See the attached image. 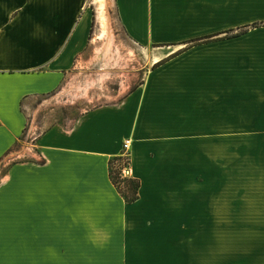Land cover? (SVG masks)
I'll use <instances>...</instances> for the list:
<instances>
[{"label": "crops", "instance_id": "obj_1", "mask_svg": "<svg viewBox=\"0 0 264 264\" xmlns=\"http://www.w3.org/2000/svg\"><path fill=\"white\" fill-rule=\"evenodd\" d=\"M86 1L0 0V264H264V0H113L143 74L114 102L41 122L77 97L68 81L89 102L109 75L90 71L120 68L107 0L110 36L98 16L88 52ZM126 140L132 203L109 178ZM233 141L246 178H210L221 150L230 175Z\"/></svg>", "mask_w": 264, "mask_h": 264}, {"label": "rangeland", "instance_id": "obj_2", "mask_svg": "<svg viewBox=\"0 0 264 264\" xmlns=\"http://www.w3.org/2000/svg\"><path fill=\"white\" fill-rule=\"evenodd\" d=\"M109 3V21H110V27H111V33L113 35V50L115 52H119L120 54V59H119V64H120V68L118 71L116 70H110L111 68H115V67H111V66H107L106 68L103 69H97V70H91L90 74L91 76L89 78H87L89 80V82L92 84L97 83V81L99 80V78L102 76L101 74H105V73H109V75L107 76V79H104L105 84H103L102 88H96L93 85V90L91 92H89L86 96H90L89 98V102L85 101V92H80V85L82 83L81 86H84V82L85 80H81L80 78H77V80H72V81H68L65 85L67 86L68 84L71 86V90L72 92H68L67 96H74L75 92L77 95V97H73V99L71 97H69V105H64V106H60L59 108H56L55 111H47L49 109H45L46 111H43L42 113L37 114V116L39 117V121H43L45 120V118H47V120L49 119V121H53V120H63V118H67V116H71V117H75L87 110H89L90 108H92L95 105L98 104H103V103H111L116 101V93L117 90L119 89V87H123L126 85V87L129 85L132 87V84H134V80L132 78V74L134 73H142L146 68V62L143 59V53L144 51L141 50V52L139 50H137L136 48H134V46H132L125 37V34L123 33L117 18H116V14L114 11V4H113V0H107ZM87 8L90 10V13L92 14V19H93V23H92V28L90 31V44L88 47V52L90 51H94L96 49V47H99L101 45V41L95 42V36L96 34L99 32V24H98V7L96 5L95 0H87L86 4ZM216 34V33H215ZM115 66V65H113ZM117 69V68H116ZM140 76V75H139ZM74 77V75L72 76V78ZM73 85V86H72ZM114 96V97H113ZM67 99V101H68ZM72 103V104H71ZM66 106V107H65ZM36 116V118H37ZM35 121V120H34ZM33 121V123H34ZM35 124V123H34ZM37 126V125H36ZM32 129V125L31 123L29 124V129L27 131V136H29L26 140L27 143H30L31 140V130ZM38 131V130H37ZM35 132V135L38 134V132ZM35 141V139L33 140ZM221 142V148L223 147L222 141ZM219 142V143H220ZM238 141H233V153L230 157L226 158V162L227 165L229 166V168L231 169V173L230 175H228V172H226V169L228 167H224V156L222 154V150L221 152H217L216 155V167L213 168V177L210 178H215V179H225V178H231V179H240V178H246V173H241L240 172V165H241V160H240V155H239V148H238ZM122 165V164H121ZM123 168V167H121ZM128 168V167H127ZM250 172L248 177L250 176ZM260 175H262V173H259ZM253 176H256V173H252ZM203 173H201L200 178H204L203 177ZM128 178V177H127ZM133 179V178H131Z\"/></svg>", "mask_w": 264, "mask_h": 264}, {"label": "trees", "instance_id": "obj_3", "mask_svg": "<svg viewBox=\"0 0 264 264\" xmlns=\"http://www.w3.org/2000/svg\"><path fill=\"white\" fill-rule=\"evenodd\" d=\"M259 26H262V24L254 23L252 25L239 28L236 31L231 29V30L222 31L216 34L205 35V36H202L196 39H192L188 41V43L191 45H198L202 43H208L212 41L221 40L224 38L235 37V36H239V35L246 33L250 28H255ZM160 64H162V62L157 63L155 66H159ZM121 161H123L122 158H115L109 162V178L112 184L118 190L119 194L122 197H124L125 201L127 203H132L138 197L139 182L137 179H131V178L121 179V167L116 166V162L119 163Z\"/></svg>", "mask_w": 264, "mask_h": 264}, {"label": "bare ground", "instance_id": "obj_4", "mask_svg": "<svg viewBox=\"0 0 264 264\" xmlns=\"http://www.w3.org/2000/svg\"><path fill=\"white\" fill-rule=\"evenodd\" d=\"M97 2L99 7V23L101 27L100 33L98 35L110 36L109 23L105 11V0H97Z\"/></svg>", "mask_w": 264, "mask_h": 264}, {"label": "built area", "instance_id": "obj_5", "mask_svg": "<svg viewBox=\"0 0 264 264\" xmlns=\"http://www.w3.org/2000/svg\"><path fill=\"white\" fill-rule=\"evenodd\" d=\"M31 140L33 141L34 139ZM129 148H130V140H126L123 143V152H122V160L121 162H116L117 167H123L121 168V179L127 178L126 177V170L128 169L127 167L129 166ZM122 164V165H121Z\"/></svg>", "mask_w": 264, "mask_h": 264}]
</instances>
